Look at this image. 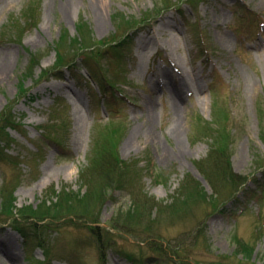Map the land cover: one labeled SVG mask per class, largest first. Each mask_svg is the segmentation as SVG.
Returning <instances> with one entry per match:
<instances>
[{"label": "rangeland", "instance_id": "1", "mask_svg": "<svg viewBox=\"0 0 264 264\" xmlns=\"http://www.w3.org/2000/svg\"><path fill=\"white\" fill-rule=\"evenodd\" d=\"M120 16L141 28L117 36ZM83 23L95 51L77 52L71 71L43 79L57 42L77 38ZM141 36L156 37L148 51L138 48ZM7 108L13 141L0 157V222L5 184L20 182L19 208L85 192L80 174L109 144L127 188L98 208L100 223L38 221L43 235L31 239L16 230L33 232L20 217L0 224V239H17L8 244L17 260L0 254V264H264V0H0V115ZM210 156L241 183L213 176L217 208L205 198L182 202L176 215L166 205L182 199L173 196L187 179L215 193L198 166L212 165ZM143 193L165 214L155 220L154 206H140L141 223L119 231L114 217Z\"/></svg>", "mask_w": 264, "mask_h": 264}, {"label": "trees", "instance_id": "2", "mask_svg": "<svg viewBox=\"0 0 264 264\" xmlns=\"http://www.w3.org/2000/svg\"><path fill=\"white\" fill-rule=\"evenodd\" d=\"M151 18H153L152 15L148 16L147 20ZM140 28V24H137L134 19L126 20L125 17L120 16V21L117 24L116 35L119 34L120 36H124L129 33H136V30H139ZM79 30V36L77 38L72 40L66 34L63 39L57 42V61L54 67L49 70V75L44 76L43 79L49 78L50 75H56V72L60 68L67 66L71 59L74 60L72 56H74L77 52L84 50L95 51L96 44H94L95 42L92 40L93 38L91 31L89 30V26L83 23L82 27H80ZM118 40L119 37L117 39L112 38L111 41L108 42L117 45L115 43ZM99 56L100 54L97 55L98 58ZM27 93L28 89H21L22 96H28ZM11 110L12 109L7 108V112L0 115V156L6 153V150L9 148L11 142L13 141L10 133L8 132L9 127L14 124V117ZM119 130L121 131L120 128H117V130L111 132V135L114 136V134H116V132H118ZM109 146L110 144L108 145V148H103L104 146H102L100 150L97 151L96 157L93 159V167L90 168L89 171L80 174V178L82 180H85V183L87 185H90L86 186L87 188L85 192H72L74 194H71L70 192L63 191L58 196H56L55 203H53L54 201H52L50 202L52 204L48 205V202H45L46 204L38 205L36 206V208H19L16 204V198H12V196L18 188L20 182H12L9 185L5 184V188L10 189L6 190L7 192L5 193V198L3 199L2 203L1 216L5 217L7 221L17 220L20 217V222H17L18 225H25L24 222H26V224H33L31 229L37 236L39 234L40 238L43 235V229L45 228V226H41L38 221H49V223L54 224L62 219L77 216L80 219H90L92 223H99V218L95 219V216L99 215L98 208H100L106 202L108 196L110 195V193H112L114 189H117L119 187L120 189L126 190L127 188L126 183H121L123 175L122 172L121 175L119 172L122 163L119 161V159L118 161H115L113 159L114 157H112V153H114L115 150L109 148ZM220 148L223 150L224 146H221ZM224 155L225 154H223L222 157ZM213 158L214 157L212 156H210L209 158V161H212V165L207 164L206 161H200L198 163V166L204 177L210 181L215 193L209 197L205 188H201V185H199V183H193L190 181V179H187L185 183L181 185L179 191H177L176 194L173 196L174 199L177 198V196L181 197L182 199L178 201H176L175 199L171 205H166L169 208L174 207L173 213H177L176 215H179L182 212V207L186 204H189L190 202L196 203L199 200L206 201L205 198L213 199L214 201H212V204L213 206H215L214 208L216 209L218 206L216 205V203L219 200V184L215 183L213 176L222 175L224 179L227 178L230 183L229 187H234L235 185L241 183L237 182L235 178L231 176L232 170L230 166L229 168L228 166H226V168L225 162H216V160ZM244 182L245 179L242 183ZM134 198L135 194L133 196V199ZM159 202L160 201L157 202L156 198L146 196L143 193L140 201L138 199L137 201L132 203V208H130V210L126 212L122 210L117 216L114 217V224L116 225V227H118L119 231H124L127 228L130 229V227L133 228L134 225L140 224V217H142L144 214L140 211V206L145 207L149 211L152 210L154 206V218L155 220H159L161 219L160 215H164L166 212V206L163 208L164 203ZM182 202H184L185 205H182V207L180 208L179 205ZM147 229L149 230L152 228L148 227ZM238 243L240 242L238 241ZM40 246L43 247L44 250H46L47 252L48 250H50L49 247L46 248V246L42 243H40ZM162 250L163 249L161 248V251ZM249 250L251 249L245 248V253L249 252ZM40 264L44 263L41 262Z\"/></svg>", "mask_w": 264, "mask_h": 264}, {"label": "bare ground", "instance_id": "3", "mask_svg": "<svg viewBox=\"0 0 264 264\" xmlns=\"http://www.w3.org/2000/svg\"><path fill=\"white\" fill-rule=\"evenodd\" d=\"M72 5H71V8L72 9H75V8H77L79 5L76 3V2H74V1H72V3H71ZM70 8V9H71ZM69 8L67 9V10H70ZM66 10V11H67ZM65 12V11H64ZM102 12V11H101ZM66 14V16H67V14H70V12L69 13H65ZM104 18H103V16H102V13H100L99 14V16H98V22H97V24L99 25V26H103L104 24H105V22H104V20H103ZM163 28V26L161 25L158 29H156V30H153V31H158L159 29L161 30ZM163 30V29H162ZM156 39V37H148V36H141L138 40H139V46H138V48H139V50L141 51V52H145V51H148V49H149V45L151 44V43H153V42H155L154 40ZM11 62H12V58H10V57H7L6 59H5V61H4V64H3V68H1V70L2 71H7V69H8V67H10V65H11ZM165 74L168 76V78L170 79V74H169V71H166L165 72ZM151 83H152V85L153 86H156V85H154L153 83H154V81H152V79H151ZM178 91V90H177ZM177 93V92H176ZM178 93H180V91H178ZM180 95V94H179ZM129 144V143H128ZM3 229V228H2ZM16 243L17 242V239L15 238V236L14 235H11L10 236V240H9V243ZM8 241H5V240H3V239H0V254H1V256H3V257H5V258H7L8 260H11V261H15V260H17V256L12 252V251H10L9 250V247H8Z\"/></svg>", "mask_w": 264, "mask_h": 264}]
</instances>
